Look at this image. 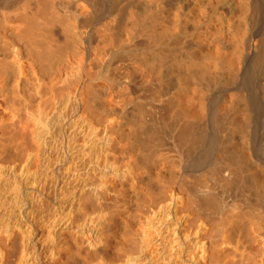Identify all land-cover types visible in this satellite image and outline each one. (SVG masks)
<instances>
[{
  "label": "bare ground",
  "instance_id": "1",
  "mask_svg": "<svg viewBox=\"0 0 264 264\" xmlns=\"http://www.w3.org/2000/svg\"><path fill=\"white\" fill-rule=\"evenodd\" d=\"M75 260L264 264V0H0V264Z\"/></svg>",
  "mask_w": 264,
  "mask_h": 264
},
{
  "label": "rangeland",
  "instance_id": "2",
  "mask_svg": "<svg viewBox=\"0 0 264 264\" xmlns=\"http://www.w3.org/2000/svg\"><path fill=\"white\" fill-rule=\"evenodd\" d=\"M16 171L19 172L18 168L16 169ZM16 175H17V174H16ZM17 201H18V199H17ZM12 202H13V204H12V205H13L12 208H14V210H19V208H20L19 205H21V203H19V205H18V203H15L14 201H12ZM9 208H10V207H9ZM12 208H11V209H12ZM47 211H49V209L46 210V212H47ZM49 212H50V211H49ZM47 213H48V212H47ZM69 238H70V236H69ZM42 261H43V259H42ZM75 261H76V262H75ZM75 261H74L75 264H79V263H78L79 260H75ZM74 263H73V264H74ZM71 264H72V263H71ZM80 264H81V260H80Z\"/></svg>",
  "mask_w": 264,
  "mask_h": 264
}]
</instances>
